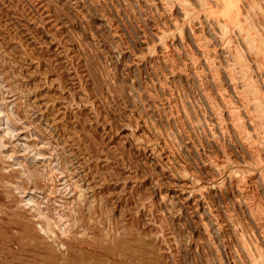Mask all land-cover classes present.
I'll list each match as a JSON object with an SVG mask.
<instances>
[{
    "label": "rangeland",
    "instance_id": "374dc122",
    "mask_svg": "<svg viewBox=\"0 0 264 264\" xmlns=\"http://www.w3.org/2000/svg\"><path fill=\"white\" fill-rule=\"evenodd\" d=\"M74 262L264 264V0H0V264Z\"/></svg>",
    "mask_w": 264,
    "mask_h": 264
},
{
    "label": "bare ground",
    "instance_id": "6f19581e",
    "mask_svg": "<svg viewBox=\"0 0 264 264\" xmlns=\"http://www.w3.org/2000/svg\"><path fill=\"white\" fill-rule=\"evenodd\" d=\"M65 248V247H64ZM71 248V247H70ZM48 249V248H47ZM55 256V255H54ZM62 258V257H61ZM49 259H51V258H49ZM59 259V258H58ZM46 260V259H45ZM44 260V261H45ZM48 261V260H47ZM61 261V260H60ZM50 262V261H49ZM36 263V262H35ZM48 263V262H47ZM54 264V263H53ZM73 264H76L75 262L73 263Z\"/></svg>",
    "mask_w": 264,
    "mask_h": 264
}]
</instances>
